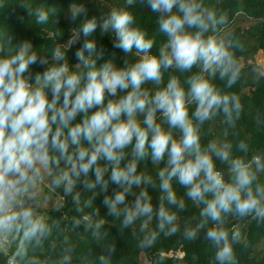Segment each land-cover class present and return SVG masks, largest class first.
I'll return each mask as SVG.
<instances>
[{
	"label": "clouds",
	"instance_id": "1",
	"mask_svg": "<svg viewBox=\"0 0 264 264\" xmlns=\"http://www.w3.org/2000/svg\"><path fill=\"white\" fill-rule=\"evenodd\" d=\"M137 2L156 14L155 34L129 10ZM126 5L85 20L80 17L87 16L86 7L76 5L68 19L79 26L65 45L40 55L25 41L0 55V246L20 233L37 244L47 236L44 217L26 202L47 174L65 195L77 186L105 193L103 205L123 228L143 218L140 248L154 247L161 234L193 241L203 232L215 248L216 264H238L234 245L242 233L227 226L228 218L264 222V153L248 158L249 144L239 139L240 154H234L233 143L222 137L205 141L204 129L221 115L229 127L240 118V97L230 90L242 77L241 45L221 34L227 17L205 0ZM49 11L35 9L36 23L46 24ZM98 28L111 34L113 49L124 54L122 64L115 53L105 59V49L88 39ZM157 36L165 38L158 48ZM77 44L74 66L68 52ZM36 65L43 71L33 73ZM253 74L256 81L264 79V71L253 68ZM147 159L163 162L155 177L138 171ZM110 185L115 188L108 195ZM148 187L162 193L155 209ZM73 199L79 203L80 192ZM189 201L199 207V219L181 231L178 213ZM23 254L21 248L16 256ZM164 259L161 254L155 264Z\"/></svg>",
	"mask_w": 264,
	"mask_h": 264
},
{
	"label": "trees",
	"instance_id": "2",
	"mask_svg": "<svg viewBox=\"0 0 264 264\" xmlns=\"http://www.w3.org/2000/svg\"><path fill=\"white\" fill-rule=\"evenodd\" d=\"M205 2L215 8L218 14L227 17V24L221 26L220 32L230 34L239 41L241 50L237 52V56L242 67L240 81L230 90L240 97V118L234 126L229 127L223 116H218L205 125V141L222 137L233 143L234 154H240L236 152L235 144L239 139H246L250 148L248 158H251L253 154L264 153V79L256 81L253 74V68L262 71L256 62V55L259 51L264 53V0ZM21 4L25 6L21 7ZM81 4L87 9V16H81L80 20L99 17L113 7L128 8L126 0H0V55L6 54L9 49L14 51L25 41L40 55H48L55 46L65 45L74 27H78L80 22H73L68 17L72 8ZM37 8L50 10L46 24L36 23L33 13ZM129 10L135 14L137 24L149 35L156 33L157 17L150 8L137 2ZM88 39H95L98 47L105 49V59L115 53L116 63L122 64L124 54L113 49L110 33L102 35L98 28ZM156 41L158 48L165 42V38L157 36ZM77 47L79 44L68 52L69 62L74 66L76 61L73 52ZM155 50L154 48L153 51ZM135 59V56L130 57L132 62ZM49 61L51 62L50 56ZM100 62L102 61H98ZM32 71H43V68L39 65L32 66ZM219 83L222 86L223 82ZM107 99L109 97L106 96V101ZM162 165L163 162L153 165L147 159L140 163L138 171L155 177ZM218 166L227 172L226 164L218 163ZM47 188L49 193L41 194L52 202L50 207L41 211V216L49 227L47 236L39 244L24 241L22 233L14 238L10 236L6 251L0 246V264L6 257L14 258L19 264H140L141 254L150 264H155L161 254L165 257L163 264H216L215 248L204 239L203 232L193 241L184 240L179 233L173 237L161 234L154 247L140 248L138 244L144 236L140 231L143 218L123 228L121 219L109 215L103 205L105 193L98 190L84 191L77 186L72 194L65 195L61 188H53L51 184ZM114 188V185H110L107 194L111 195ZM77 191L80 192L79 203L73 199ZM135 191L139 192V189ZM148 191L155 209L159 206L162 193L158 187H148ZM179 194H183L182 189H179ZM133 199L134 196H129L126 202L130 204ZM34 209L35 212L38 210L36 207ZM199 211L198 206L187 202L186 209L178 213L181 231L184 225H192L199 219ZM155 223L153 216L149 229ZM234 225L239 226L242 233L240 242L234 245L238 264H264V222L250 217H229L227 226L231 228ZM21 248L24 254L16 256ZM112 248H115L114 253L110 252Z\"/></svg>",
	"mask_w": 264,
	"mask_h": 264
},
{
	"label": "rangeland",
	"instance_id": "3",
	"mask_svg": "<svg viewBox=\"0 0 264 264\" xmlns=\"http://www.w3.org/2000/svg\"><path fill=\"white\" fill-rule=\"evenodd\" d=\"M222 35H225V33H223ZM256 56H258V53ZM48 184H51V177L45 174L42 182H38L37 187L31 190V195L33 198L31 200L26 201L28 204L38 209L36 213L39 216H41L42 214L41 212L42 209L46 207H50L51 206L50 204H52V202H50L48 198H44L43 196H41L42 193H45V192L47 194L49 193L48 188H47ZM36 199L38 201H36ZM140 264H150L147 258L143 254H141Z\"/></svg>",
	"mask_w": 264,
	"mask_h": 264
},
{
	"label": "built area",
	"instance_id": "4",
	"mask_svg": "<svg viewBox=\"0 0 264 264\" xmlns=\"http://www.w3.org/2000/svg\"><path fill=\"white\" fill-rule=\"evenodd\" d=\"M264 61V53H261L257 59V63ZM60 198H63L62 195H59ZM3 264H19L17 260L12 257H6Z\"/></svg>",
	"mask_w": 264,
	"mask_h": 264
},
{
	"label": "crops",
	"instance_id": "5",
	"mask_svg": "<svg viewBox=\"0 0 264 264\" xmlns=\"http://www.w3.org/2000/svg\"><path fill=\"white\" fill-rule=\"evenodd\" d=\"M262 71H264V68L262 69ZM36 201H38V200L36 199ZM2 247H3V249L6 251V248H7V241L3 243Z\"/></svg>",
	"mask_w": 264,
	"mask_h": 264
},
{
	"label": "water",
	"instance_id": "6",
	"mask_svg": "<svg viewBox=\"0 0 264 264\" xmlns=\"http://www.w3.org/2000/svg\"><path fill=\"white\" fill-rule=\"evenodd\" d=\"M218 2H221L222 0H217ZM1 256H2V258L4 257V252L2 251L1 252ZM1 264H3V260H2V262H1Z\"/></svg>",
	"mask_w": 264,
	"mask_h": 264
}]
</instances>
